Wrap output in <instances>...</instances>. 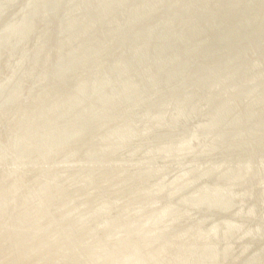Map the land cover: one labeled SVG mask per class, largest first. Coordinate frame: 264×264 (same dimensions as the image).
Wrapping results in <instances>:
<instances>
[{"label": "rangeland", "instance_id": "rangeland-1", "mask_svg": "<svg viewBox=\"0 0 264 264\" xmlns=\"http://www.w3.org/2000/svg\"><path fill=\"white\" fill-rule=\"evenodd\" d=\"M0 264H264V0H0Z\"/></svg>", "mask_w": 264, "mask_h": 264}, {"label": "bare ground", "instance_id": "bare-ground-1", "mask_svg": "<svg viewBox=\"0 0 264 264\" xmlns=\"http://www.w3.org/2000/svg\"><path fill=\"white\" fill-rule=\"evenodd\" d=\"M254 3V2H253ZM250 6V5H249ZM222 8V7H221ZM263 11V10H262ZM10 14V13H9ZM8 15V14H7ZM220 15V14H219ZM224 15V14H223ZM218 18H219V16H218ZM221 18V17H220ZM219 18V19H220ZM218 19V20H219ZM223 20V19H222ZM226 20V19H225ZM217 22V21H216ZM225 22V21H224ZM233 22V21H232ZM229 24V23H228ZM218 25V24H217ZM233 26V25H232ZM236 27V26H235ZM219 32V31H218ZM218 34V33H217ZM211 36V35H210ZM223 36V35H222ZM222 39V38H221ZM55 42V41H54ZM241 46V45H240ZM226 52V51H225ZM235 52V51H234ZM221 55V54H220ZM242 56V55H241ZM230 59V58H229ZM231 59H235V58H231ZM218 60H221V59H218ZM237 62V61H236ZM254 62V61H253ZM239 64H240V62H239ZM254 65V64H253ZM256 69V68H255ZM250 70V69H249ZM252 70V69H251ZM169 71V70H168ZM151 72V71H150ZM260 73V72H259ZM252 74V73H251ZM237 77V76H236ZM246 77V76H245ZM259 78V77H258ZM155 79V78H154ZM233 79V78H232ZM204 81V80H203ZM259 81V80H258ZM210 82V81H209ZM69 84V83H68ZM206 85V84H205ZM95 91V90H94ZM99 91V90H98ZM90 93V92H89ZM110 97V96H109ZM85 98V97H84ZM104 100V99H103ZM88 102H89V100H88ZM92 103V102H91ZM85 104V103H84ZM93 104V103H92ZM87 105V104H86ZM105 105V104H104ZM109 106V105H108ZM229 106H230V104H229ZM104 107V106H103ZM97 108V107H96ZM145 111V110H144ZM98 112V111H97ZM102 112V111H101ZM218 112V111H217ZM97 114H99V113H97ZM103 114V113H102ZM121 114V113H120ZM101 115V114H100ZM134 115V114H133ZM109 116V115H108ZM210 116V115H209ZM111 117V116H110ZM126 117V116H125ZM113 119V118H112ZM115 119V118H114ZM109 120V119H108ZM132 120V119H131ZM108 123V122H107ZM115 123V122H114ZM132 123V122H131ZM136 123V122H135ZM113 124V123H112ZM137 124V123H136ZM103 126V125H102ZM107 127V126H106ZM153 132V131H152ZM109 133V132H108ZM219 134V133H218ZM190 135V134H189ZM181 136V135H180ZM151 137V136H150ZM168 137V136H167ZM211 137V136H210ZM204 138V137H203ZM225 138V137H224ZM157 140V139H156ZM159 140V139H158ZM209 141V140H208ZM133 142V141H132ZM29 143V142H28ZM158 143H160V142H158ZM164 143V142H163ZM106 144V143H105ZM167 144V143H166ZM122 145V144H121ZM160 145V144H159ZM165 145V144H164ZM228 145V144H227ZM204 146V145H203ZM33 147V146H32ZM145 147V146H144ZM163 147V146H162ZM163 149V148H162ZM167 149V148H166ZM31 152V151H30ZM227 152V151H226ZM195 153V152H194ZM217 153V152H216ZM196 159V158H195ZM211 160V159H210ZM214 162V161H213ZM211 163V162H210ZM101 164V163H100ZM110 165V164H109ZM213 165H214V163H213ZM113 169V168H112ZM200 170V169H199ZM136 185V184H135ZM139 186V185H138ZM180 186V185H179ZM145 189V188H144ZM211 189V188H210ZM135 195V194H134ZM117 199V198H116ZM162 200V199H161ZM114 201V200H113ZM164 201V200H163ZM160 202V201H159ZM227 217V216H226ZM226 219V218H225Z\"/></svg>", "mask_w": 264, "mask_h": 264}]
</instances>
